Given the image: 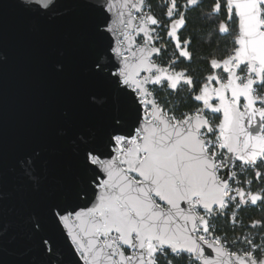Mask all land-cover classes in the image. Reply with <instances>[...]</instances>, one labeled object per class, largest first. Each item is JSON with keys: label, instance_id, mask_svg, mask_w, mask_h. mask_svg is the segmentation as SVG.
<instances>
[{"label": "snow or ice", "instance_id": "obj_1", "mask_svg": "<svg viewBox=\"0 0 264 264\" xmlns=\"http://www.w3.org/2000/svg\"><path fill=\"white\" fill-rule=\"evenodd\" d=\"M57 3L26 7L45 16ZM201 4L166 0L158 17L146 0H68L67 11L91 12L84 28L99 52L90 74L110 86L115 109L100 127L63 113L50 149L71 147L67 180L49 178L40 150L10 162L0 135V264H175L185 255L188 264H264V219L232 239L214 227L221 217L245 227L241 208L264 204V0H213L206 17H222L216 31L232 47L197 78L175 65L193 59L179 33ZM158 30L174 48L163 64ZM165 86H186L200 106L179 111L157 96Z\"/></svg>", "mask_w": 264, "mask_h": 264}, {"label": "water", "instance_id": "obj_2", "mask_svg": "<svg viewBox=\"0 0 264 264\" xmlns=\"http://www.w3.org/2000/svg\"><path fill=\"white\" fill-rule=\"evenodd\" d=\"M67 3L58 0L51 12L37 16L27 10L26 0H0V6L7 5L0 7V58L7 57L0 66V135L9 145L10 162L40 150L42 163L48 161L49 178L64 180L73 171L71 147L60 143L56 153L50 149L63 113L76 112L80 126L87 128L100 127L115 109L110 86L90 74L99 52L84 28L91 12H69ZM104 96L110 102L101 107L96 101ZM92 97L95 101L90 102ZM60 244L65 247L63 239ZM70 261L78 264L75 257Z\"/></svg>", "mask_w": 264, "mask_h": 264}, {"label": "trees", "instance_id": "obj_3", "mask_svg": "<svg viewBox=\"0 0 264 264\" xmlns=\"http://www.w3.org/2000/svg\"><path fill=\"white\" fill-rule=\"evenodd\" d=\"M148 4L152 6L153 11L158 17H162L165 10L166 0H147ZM183 0H178V3H182ZM213 3V0H202V4L199 8L192 10L188 13V23L185 29L180 33L181 37H190L191 44L189 51L193 53V59L191 62L181 59L178 64V69L188 68L189 74L194 75L197 78H201L208 74L210 71L208 59L211 56H221L225 54L232 47V37L223 36L216 31L217 21L219 17H211L206 14L209 13V6ZM164 23H168L164 20ZM173 45H170L168 52L172 53ZM167 60L171 57L166 54ZM157 96L160 98H167L172 104L178 107L179 111H186L189 108L200 106L191 100L188 89L181 87L179 91L173 93L167 87L163 91H158ZM241 180L244 179L243 175L239 177ZM260 185L254 184L252 190H258ZM239 221H242L245 227H240L239 224L233 230V227L223 217L217 221V226L227 233L230 239L235 236L241 235V233L247 235L252 230L248 225L255 219H264V204L259 206L247 205L241 208L238 213ZM235 250V249H233ZM171 258V257H170ZM161 264H164L163 260ZM175 264H188L187 256L185 255L182 259L176 260Z\"/></svg>", "mask_w": 264, "mask_h": 264}, {"label": "flooded vegetation", "instance_id": "obj_4", "mask_svg": "<svg viewBox=\"0 0 264 264\" xmlns=\"http://www.w3.org/2000/svg\"><path fill=\"white\" fill-rule=\"evenodd\" d=\"M147 1V0H146ZM220 18V17H219ZM222 18V17H221ZM159 32H160V35H161V37H162V39L160 40V44H158L157 46H161V45H163V44H167L168 45V48H169V46L170 45H173L172 44V42L167 38V36L166 35H164V33H163V31L162 30H158ZM182 32V31H181ZM222 35V34H221ZM223 36H225V35H223ZM140 41L138 40V43H139ZM173 51H174V49H173ZM173 51H172V53H169L168 52V50L166 51V52H164L163 54H162V58H157V62L158 63H161V64H163V63H165L166 62V60H167V57H166V54H169L170 56H172V54H173ZM180 63V62H179ZM179 63H177L176 65H175V67L178 69V64ZM179 70V69H178ZM166 87V86H165ZM183 88H186V86H182Z\"/></svg>", "mask_w": 264, "mask_h": 264}, {"label": "rangeland", "instance_id": "obj_5", "mask_svg": "<svg viewBox=\"0 0 264 264\" xmlns=\"http://www.w3.org/2000/svg\"><path fill=\"white\" fill-rule=\"evenodd\" d=\"M223 174V173H222ZM233 186H235V185H233ZM214 226L216 227L217 226V223L216 222H214Z\"/></svg>", "mask_w": 264, "mask_h": 264}, {"label": "built area", "instance_id": "obj_6", "mask_svg": "<svg viewBox=\"0 0 264 264\" xmlns=\"http://www.w3.org/2000/svg\"><path fill=\"white\" fill-rule=\"evenodd\" d=\"M215 227V226H214Z\"/></svg>", "mask_w": 264, "mask_h": 264}]
</instances>
